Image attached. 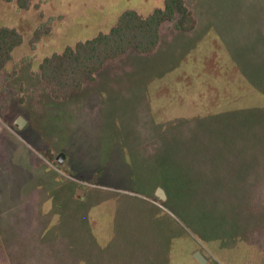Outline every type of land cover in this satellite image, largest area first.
<instances>
[{"label": "rangeland", "instance_id": "374dc122", "mask_svg": "<svg viewBox=\"0 0 264 264\" xmlns=\"http://www.w3.org/2000/svg\"><path fill=\"white\" fill-rule=\"evenodd\" d=\"M185 2L193 31L164 24L153 53L129 51L56 101L40 76L45 58L164 0H37L29 10L0 0V28L23 36L0 77V264H199L197 251L211 264H264V0ZM188 152L207 160L190 189L214 182L199 192L210 209L222 186L244 193L228 198V215L186 220L160 203L158 187L163 203L181 196L183 169L195 168ZM222 164L235 175L215 172Z\"/></svg>", "mask_w": 264, "mask_h": 264}, {"label": "trees", "instance_id": "16d2710c", "mask_svg": "<svg viewBox=\"0 0 264 264\" xmlns=\"http://www.w3.org/2000/svg\"><path fill=\"white\" fill-rule=\"evenodd\" d=\"M6 1L10 2L11 0ZM36 1L37 0H17V5L22 10H29L32 6L39 8V5L35 4ZM166 23L173 24V28L179 32H191L196 27V20L193 13L187 7L185 0H164V7L156 9L148 16H142L134 10H127L119 17L116 26L113 27L109 33H100L91 40L78 42L73 47H67L62 53H55L45 58L39 67L41 79L48 85L51 95L56 101H67L72 95L80 93L86 83L95 82L96 74L103 69L107 62L115 60L127 54L129 51H134L138 54L153 53L160 42L161 28ZM46 27L36 31L34 36L35 42L42 37L44 32H49V28ZM22 44L23 36L16 29L9 27L0 28V77L7 65L12 61L14 51ZM45 155L50 160L53 159L50 153ZM186 155L181 156V158L193 160L195 168L183 169L184 171H192L190 173H185L186 177L183 179V175L179 179V183L180 186L184 188L183 190L188 193L185 194L182 190L180 191L182 193L181 196L176 195L177 199L170 197L166 203L161 201L160 203L165 207L166 205L171 206L177 213L185 216L186 220L193 215L197 218H200V216L204 217L208 213H214L216 215L217 212L215 211L220 208L225 209L228 215V198L232 199L238 197L236 194H233V190L239 188V186L235 185L236 182H233L232 185L228 187L222 186V193L212 197V200L213 198L216 199L214 200L216 202L215 208L210 209L206 201L207 197L199 195L202 188H204L203 191L208 189L207 187L209 185L206 184L207 181L204 180V185L200 184L199 189H193V187L190 189V182L193 178L199 181L204 175L206 176L208 171V167L206 166L207 160L205 158L203 159V157L196 152H188ZM216 158H222V163L225 162L224 153H217ZM203 164L205 166H203ZM66 170L67 172L69 171L68 169ZM214 171L223 173L224 175L226 173H233L235 175V170L231 167L226 169L225 164L218 166ZM61 181L66 180L61 179ZM208 182L210 186L215 184L214 182L210 183L209 180ZM74 184L76 185V183ZM217 186L221 185L218 184ZM245 187L246 185H243L242 189ZM97 189L98 188L91 189L89 195H92ZM195 190L197 191L196 194H194ZM225 192L229 193L230 196L227 195L224 197L223 195H225ZM241 194L242 196L239 195L238 197L240 200L241 197H244V193ZM180 197H182V199ZM195 197H199L200 199ZM220 197L223 198L221 199ZM251 197L253 198V194L249 192V194L245 196L246 203L251 205V208L255 209V211L259 210V208H257V202H254ZM253 199L257 200L256 197ZM139 200L146 204L145 207H147L148 211L154 214L163 212L153 207L152 204H149L147 201L143 199ZM263 201L258 204V207L259 205H264ZM235 213L239 214L238 212ZM254 214L257 216V213ZM78 254L75 253L76 258L80 256Z\"/></svg>", "mask_w": 264, "mask_h": 264}, {"label": "water", "instance_id": "95a60500", "mask_svg": "<svg viewBox=\"0 0 264 264\" xmlns=\"http://www.w3.org/2000/svg\"><path fill=\"white\" fill-rule=\"evenodd\" d=\"M16 125L18 126L19 129H22L25 126V120L22 117H19L16 121H15ZM65 161V155L61 154L58 162L59 163H64ZM156 195L158 196V198L161 201H166L167 200V195L165 190L162 187H158L156 190ZM195 260L199 263V264H211L209 259L203 255V253L201 251H197L194 255Z\"/></svg>", "mask_w": 264, "mask_h": 264}]
</instances>
